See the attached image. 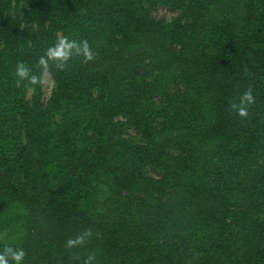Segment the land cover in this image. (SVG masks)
<instances>
[{
    "label": "trees",
    "instance_id": "16d2710c",
    "mask_svg": "<svg viewBox=\"0 0 264 264\" xmlns=\"http://www.w3.org/2000/svg\"><path fill=\"white\" fill-rule=\"evenodd\" d=\"M65 36L95 59L50 67L44 100L16 66L42 81ZM6 246L22 264H264V0H0Z\"/></svg>",
    "mask_w": 264,
    "mask_h": 264
},
{
    "label": "clouds",
    "instance_id": "9594fccd",
    "mask_svg": "<svg viewBox=\"0 0 264 264\" xmlns=\"http://www.w3.org/2000/svg\"><path fill=\"white\" fill-rule=\"evenodd\" d=\"M83 57L82 63H87L95 59V55L87 40L76 41L68 37H58L55 44L46 49L45 54L39 57L37 67L43 71H47L50 67H55L57 70L63 71L68 66V62L75 57ZM15 75L20 80H29L31 84L36 85L41 83V79L31 74V69L23 62H19L16 66ZM255 102V97L251 88L245 91L239 98L238 103L230 105L232 110L240 118H247L249 115V107ZM93 235L91 228L85 229L78 233L74 238H69L65 242V248L72 250L74 248L83 247L90 242ZM26 252L24 249H16L11 246H6L0 252V264H22ZM72 259L79 260L78 255L73 254ZM94 256L89 255L83 260V264H92Z\"/></svg>",
    "mask_w": 264,
    "mask_h": 264
},
{
    "label": "rangeland",
    "instance_id": "374dc122",
    "mask_svg": "<svg viewBox=\"0 0 264 264\" xmlns=\"http://www.w3.org/2000/svg\"><path fill=\"white\" fill-rule=\"evenodd\" d=\"M174 15H176L175 11L170 10L169 8H166L164 6H157L153 10V16L157 19H160V18L169 19L173 17ZM42 85H43V92H44L43 99L45 100L46 97L49 95L51 87L53 85V80L47 71H44L42 73ZM30 94H31V89H28V96H30ZM129 131L130 133L134 132L132 129H130Z\"/></svg>",
    "mask_w": 264,
    "mask_h": 264
}]
</instances>
